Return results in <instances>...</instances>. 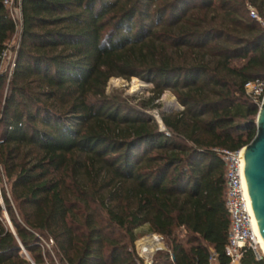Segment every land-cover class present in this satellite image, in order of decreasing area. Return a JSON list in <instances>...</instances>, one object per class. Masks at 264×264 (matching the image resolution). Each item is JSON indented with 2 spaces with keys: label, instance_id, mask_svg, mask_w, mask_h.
<instances>
[{
  "label": "trees",
  "instance_id": "trees-1",
  "mask_svg": "<svg viewBox=\"0 0 264 264\" xmlns=\"http://www.w3.org/2000/svg\"><path fill=\"white\" fill-rule=\"evenodd\" d=\"M249 5L264 19V0H20L9 67L18 24L0 0V264H44L45 236L67 264H144L146 223L166 244L150 264H209L213 251L229 263L220 150L255 135L245 83L264 78ZM113 75L170 89L182 108L160 129L106 91ZM240 264L264 256L245 246Z\"/></svg>",
  "mask_w": 264,
  "mask_h": 264
},
{
  "label": "built area",
  "instance_id": "built-area-1",
  "mask_svg": "<svg viewBox=\"0 0 264 264\" xmlns=\"http://www.w3.org/2000/svg\"><path fill=\"white\" fill-rule=\"evenodd\" d=\"M4 3L18 24L17 31L12 39L14 36L17 37L18 35L19 40L21 23L20 0H4ZM248 7L250 16L257 19L264 27V19L258 14L255 7L251 5ZM18 40L13 46L10 44V41L9 46L3 52L4 64L6 60L11 58V60L7 62L9 67L13 64L15 48L18 45ZM245 92L249 98L260 105L264 96V78H255L247 81L245 83ZM244 150L245 145L233 150L226 148L220 150L225 163L224 201L230 216L228 239L224 247L225 254L228 255L230 259L228 264H240L242 249L245 246L250 247L257 257L262 254L256 228L257 222L251 210L249 193L245 184ZM154 236L155 240H161V236ZM214 260H216V255L213 251L209 257V264H212Z\"/></svg>",
  "mask_w": 264,
  "mask_h": 264
},
{
  "label": "rangeland",
  "instance_id": "rangeland-1",
  "mask_svg": "<svg viewBox=\"0 0 264 264\" xmlns=\"http://www.w3.org/2000/svg\"><path fill=\"white\" fill-rule=\"evenodd\" d=\"M17 40H18V35L17 37L14 36L10 44L13 46L17 42ZM10 60L11 58L9 60H6L4 66L9 65L7 62ZM138 83H144L145 86L143 87V85ZM106 91L118 92L131 105H135L136 107L143 109L147 114L154 117L158 122L159 126H160V121L162 120L161 118L162 111L172 112L182 108V105L179 103L175 94L170 89H165L158 97H155L153 92V83L135 75L131 76L130 78H125L121 75L111 76L107 81ZM160 129H165V127L161 128L160 126ZM1 185H4L5 190L8 189V185L4 179L0 180V204L3 205V199L1 195ZM3 215L10 228H13L5 210H3ZM137 231L140 233V236L134 241L135 251L137 252L138 255L143 257L144 264H149V261L152 255L154 254L156 248L158 249V248L166 247L165 241L162 240V238H160L161 240L160 239L159 240L161 244L159 246H155L149 253H143L142 248L138 243L141 240L148 238L150 236L157 235V237H160V235L150 231L149 225L147 223L140 226ZM41 242L43 245L44 264H67L61 258V255L55 248L54 241L51 238L46 236L42 237ZM21 253L25 256H29L28 251H26V249L23 246L21 247ZM261 253L264 256L263 251H261Z\"/></svg>",
  "mask_w": 264,
  "mask_h": 264
},
{
  "label": "water",
  "instance_id": "water-1",
  "mask_svg": "<svg viewBox=\"0 0 264 264\" xmlns=\"http://www.w3.org/2000/svg\"><path fill=\"white\" fill-rule=\"evenodd\" d=\"M256 133L245 144L244 175L252 213L264 241V96L256 114ZM161 128L165 125L160 121Z\"/></svg>",
  "mask_w": 264,
  "mask_h": 264
},
{
  "label": "bare ground",
  "instance_id": "bare-ground-1",
  "mask_svg": "<svg viewBox=\"0 0 264 264\" xmlns=\"http://www.w3.org/2000/svg\"><path fill=\"white\" fill-rule=\"evenodd\" d=\"M115 80H117V79H115ZM256 228H257V233H258V237H259V241H260L261 251H263V253H264V241H263L261 234L259 232L257 223H256ZM138 244L142 248L143 253H149V252H151V250L155 246H159L161 243H160V241L155 240V236H150L148 238L141 240Z\"/></svg>",
  "mask_w": 264,
  "mask_h": 264
},
{
  "label": "crops",
  "instance_id": "crops-1",
  "mask_svg": "<svg viewBox=\"0 0 264 264\" xmlns=\"http://www.w3.org/2000/svg\"><path fill=\"white\" fill-rule=\"evenodd\" d=\"M212 264H219V263L217 262V260H214V261L212 262Z\"/></svg>",
  "mask_w": 264,
  "mask_h": 264
}]
</instances>
